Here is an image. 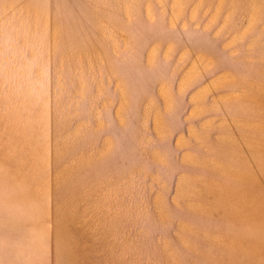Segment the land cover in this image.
Instances as JSON below:
<instances>
[{
	"label": "rangeland",
	"instance_id": "1",
	"mask_svg": "<svg viewBox=\"0 0 264 264\" xmlns=\"http://www.w3.org/2000/svg\"><path fill=\"white\" fill-rule=\"evenodd\" d=\"M0 264H264V0H0Z\"/></svg>",
	"mask_w": 264,
	"mask_h": 264
}]
</instances>
